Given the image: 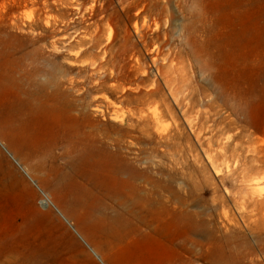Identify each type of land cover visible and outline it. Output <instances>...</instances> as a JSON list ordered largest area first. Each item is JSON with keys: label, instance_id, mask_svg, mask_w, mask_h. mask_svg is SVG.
I'll use <instances>...</instances> for the list:
<instances>
[{"label": "rangeland", "instance_id": "1", "mask_svg": "<svg viewBox=\"0 0 264 264\" xmlns=\"http://www.w3.org/2000/svg\"><path fill=\"white\" fill-rule=\"evenodd\" d=\"M0 264H264V0H0Z\"/></svg>", "mask_w": 264, "mask_h": 264}]
</instances>
